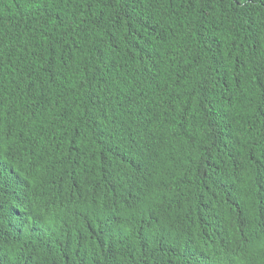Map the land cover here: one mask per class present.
<instances>
[{
	"label": "trees",
	"instance_id": "1",
	"mask_svg": "<svg viewBox=\"0 0 264 264\" xmlns=\"http://www.w3.org/2000/svg\"><path fill=\"white\" fill-rule=\"evenodd\" d=\"M0 264H264V0H0Z\"/></svg>",
	"mask_w": 264,
	"mask_h": 264
}]
</instances>
